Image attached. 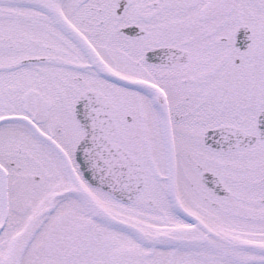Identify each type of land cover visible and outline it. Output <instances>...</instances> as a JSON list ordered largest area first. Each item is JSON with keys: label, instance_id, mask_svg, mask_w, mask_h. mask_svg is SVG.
Returning a JSON list of instances; mask_svg holds the SVG:
<instances>
[{"label": "snow or ice", "instance_id": "6c2138e0", "mask_svg": "<svg viewBox=\"0 0 264 264\" xmlns=\"http://www.w3.org/2000/svg\"><path fill=\"white\" fill-rule=\"evenodd\" d=\"M0 264H264V0H0Z\"/></svg>", "mask_w": 264, "mask_h": 264}]
</instances>
